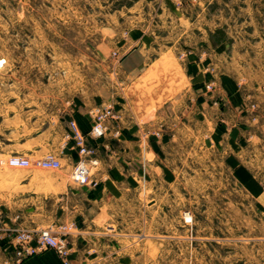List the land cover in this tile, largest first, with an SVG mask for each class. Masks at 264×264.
I'll return each instance as SVG.
<instances>
[{
    "label": "rangeland",
    "instance_id": "374dc122",
    "mask_svg": "<svg viewBox=\"0 0 264 264\" xmlns=\"http://www.w3.org/2000/svg\"><path fill=\"white\" fill-rule=\"evenodd\" d=\"M190 24L199 40L207 30L209 42L184 43ZM222 40L228 61L237 52L236 63L224 65L243 86L239 101L222 104L218 94L215 109L191 100L178 111L190 50ZM135 48L151 53L150 65L128 74L122 60ZM216 87L204 85L209 93ZM57 88L65 100L91 94L92 120L108 113L105 136L121 135V103L141 122L161 116L153 141L174 137L142 186L104 208L102 243L138 244L144 264H264V0H0V150L40 126L24 105L55 98ZM188 112L227 119L202 123V133L199 121L192 128L170 121ZM134 114L123 120L134 122ZM240 131L251 133L233 139ZM13 234L0 228V264L13 258Z\"/></svg>",
    "mask_w": 264,
    "mask_h": 264
},
{
    "label": "crops",
    "instance_id": "0c3cea01",
    "mask_svg": "<svg viewBox=\"0 0 264 264\" xmlns=\"http://www.w3.org/2000/svg\"><path fill=\"white\" fill-rule=\"evenodd\" d=\"M184 26L189 28V31L185 30L183 33L184 43L209 42L207 30L203 31L199 40L195 33H192V24L189 27ZM225 42L226 40H222L217 45L208 43V47L199 53L190 50L187 63L184 64L187 85L175 105L178 111L185 110L191 100L199 104V109H215L211 103L213 97L218 94L221 101L227 100L231 103L238 100V92L243 86L232 79V76H235L234 66L226 68L224 65L226 62L234 65L237 52H231L228 61L224 55L225 50L220 49ZM150 55V52L146 55V52L137 48L131 50L122 60V64L125 65L123 71L132 74L147 69L150 65ZM211 80H215L217 87L214 92L209 93L205 91L204 85ZM47 86L53 87L50 84ZM50 88L47 91L48 95L51 93ZM55 92V98L26 101L29 102L24 105L27 107L25 114L39 115L40 126L35 128L36 130L27 128L23 136L15 140L16 142L7 139L8 143L0 150V155H26L37 159L53 153L60 159L62 168L54 171L38 168L18 169L9 166L8 163H0V228L3 234H13L19 229H51L60 232L62 227L67 226L70 229L68 239L72 264H144L138 244L102 243V240H105L102 238L103 235L107 234L105 231H109V228H106L109 217L104 208L106 209L112 200L122 199L133 188L137 190L142 186L144 171L153 167L154 161L159 159L169 142L173 141V135L171 133L165 135L164 143L153 141V136L150 135L157 129L154 126L162 121L160 115L153 120L154 122H141L137 114L125 110V105L115 104L116 107L119 106L117 108L119 114L123 115L120 118L121 127L119 125L121 135L117 139H114L111 133L101 138L90 139L91 145L98 148L99 164L93 168V175L99 183L96 187L78 186L71 178L78 153L74 142L68 138L69 123L74 120L83 133L89 134L94 125V120L90 116V107L94 101L90 100L91 94L90 96L87 94L85 99L75 96L65 100L58 88ZM108 97L111 96L104 90L103 100L107 101ZM229 106L233 108V105ZM133 114L134 122L123 120L126 116L133 117ZM225 114L221 112V117L217 116L218 119L215 120L206 113L191 115V112H188L187 115L183 114V122L178 120V116L169 117V120L172 118L170 121L189 128H192L195 121H199L201 123L199 132L202 133L206 131V126L202 127V123L207 124L209 120L214 123H217V120L221 122L224 118L227 119ZM31 122H34L33 119ZM145 130H148L147 136L144 135ZM245 133L242 131L235 133L233 139L248 137L251 132ZM150 156L153 158L150 159ZM231 161L234 162V159L231 158ZM101 220H104V225H99ZM110 231H112L110 235H120L116 230ZM11 251L13 255L12 247ZM21 264L63 262L54 250H43Z\"/></svg>",
    "mask_w": 264,
    "mask_h": 264
},
{
    "label": "built area",
    "instance_id": "2783aa9c",
    "mask_svg": "<svg viewBox=\"0 0 264 264\" xmlns=\"http://www.w3.org/2000/svg\"><path fill=\"white\" fill-rule=\"evenodd\" d=\"M108 113L98 115L95 113L94 125L90 132V138L81 132L77 123L72 120L69 123L68 138L74 142L77 149L78 160L73 165L71 178L78 186L96 187L98 181L94 178L93 168L99 164L98 148L90 145V140L104 137L107 133L106 125ZM120 134L116 132L115 137ZM9 166L18 169L38 168L42 170H58L62 168L60 159L53 153L37 158L34 161L24 155L11 156L7 162ZM12 242L13 258L9 264H21L27 258L40 253L43 250H54L61 258L63 264H72L71 247L69 245L70 229L62 227L60 232L51 229L27 230L19 229L14 233Z\"/></svg>",
    "mask_w": 264,
    "mask_h": 264
},
{
    "label": "bare ground",
    "instance_id": "6f19581e",
    "mask_svg": "<svg viewBox=\"0 0 264 264\" xmlns=\"http://www.w3.org/2000/svg\"><path fill=\"white\" fill-rule=\"evenodd\" d=\"M45 176V175H44ZM51 178V177H50ZM52 181V180H51Z\"/></svg>",
    "mask_w": 264,
    "mask_h": 264
}]
</instances>
